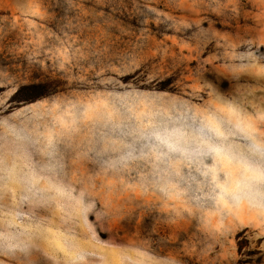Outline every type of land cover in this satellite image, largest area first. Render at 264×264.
Segmentation results:
<instances>
[{
    "label": "rangeland",
    "instance_id": "obj_1",
    "mask_svg": "<svg viewBox=\"0 0 264 264\" xmlns=\"http://www.w3.org/2000/svg\"><path fill=\"white\" fill-rule=\"evenodd\" d=\"M0 264H264V0H0Z\"/></svg>",
    "mask_w": 264,
    "mask_h": 264
}]
</instances>
